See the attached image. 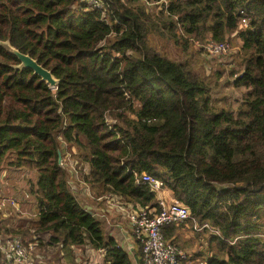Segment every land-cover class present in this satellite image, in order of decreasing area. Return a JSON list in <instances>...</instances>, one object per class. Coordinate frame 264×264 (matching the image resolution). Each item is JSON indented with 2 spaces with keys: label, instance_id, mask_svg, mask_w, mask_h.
I'll use <instances>...</instances> for the list:
<instances>
[{
  "label": "trees",
  "instance_id": "16d2710c",
  "mask_svg": "<svg viewBox=\"0 0 264 264\" xmlns=\"http://www.w3.org/2000/svg\"><path fill=\"white\" fill-rule=\"evenodd\" d=\"M151 15L135 0H111L104 12L81 0H0V42L58 80L52 90L31 70H14L18 60L0 46V175L36 176L33 213L3 206L0 234L72 257L73 247L89 246L104 251L103 264H134L141 243L131 254L85 205L115 197L157 207V192L136 180L144 172L218 230L204 264H264V0H168ZM156 32L184 51L238 40L239 71L228 70L223 84L220 67L195 72L151 44ZM222 86L243 89L236 104ZM70 160L89 203L72 190ZM178 227L163 231L174 243Z\"/></svg>",
  "mask_w": 264,
  "mask_h": 264
},
{
  "label": "built area",
  "instance_id": "2783aa9c",
  "mask_svg": "<svg viewBox=\"0 0 264 264\" xmlns=\"http://www.w3.org/2000/svg\"><path fill=\"white\" fill-rule=\"evenodd\" d=\"M111 0H81L88 9L105 11ZM126 4L133 0H117ZM149 5L150 0H135ZM161 1V0H159ZM168 0H162L161 5H166ZM245 25V23L243 22ZM204 54L216 59L227 54L229 46L227 42H216L205 40L203 43L196 42ZM136 180H141L150 185L157 192V195L164 189L162 181L147 173L142 172ZM157 207L145 208L141 206H123L122 211L126 212L130 231L134 241L141 243V253L138 261L134 264H192L189 257L191 253L181 249L167 239L164 235V228L170 225H184L192 221L193 232L208 229L218 234L208 223L199 224L190 217L189 209L174 198L170 200L157 196ZM11 205L18 209L17 203L12 197H0V208ZM36 245L33 242L25 243L18 236H3L0 234V264H37L35 258ZM104 252L103 250H100Z\"/></svg>",
  "mask_w": 264,
  "mask_h": 264
},
{
  "label": "rangeland",
  "instance_id": "374dc122",
  "mask_svg": "<svg viewBox=\"0 0 264 264\" xmlns=\"http://www.w3.org/2000/svg\"><path fill=\"white\" fill-rule=\"evenodd\" d=\"M161 4L162 0H150L149 5H145V8L150 15H157V12H159L161 9ZM150 42L158 51L166 54L168 57L174 60H188L195 72L208 75L207 73L210 74V72H213V70H217L220 67L224 70V75L218 79V81H221L222 84L228 80V70L232 69L236 72L239 71L238 63L240 42L238 40H229V49L227 54L216 59L206 56L200 48L196 47L195 43L190 44L188 49L184 51L180 46L175 45L174 41H170L167 38V35H163V33H153L150 36ZM214 77V73H211V78L213 79ZM230 91L233 92V94H230ZM242 91L243 89L234 92L231 89L222 86L220 89V94L230 97L231 102H233L234 105L236 102H234L233 99L239 96ZM65 151L68 152L66 148ZM71 151L73 152V148H71ZM65 164L64 165L70 171L71 178H75L74 169L77 168L76 164H72L71 160L70 163L66 161ZM35 177V173L27 169L7 170L3 172L0 175V196L12 197L17 204H31L32 200H30V197L28 195L26 196L25 193H30L32 185L34 184L33 181H36ZM18 181H21L23 185H20ZM9 189L11 191H9ZM86 201V203H89L88 200ZM112 201L117 202L115 197ZM104 222V228L107 232L108 227L106 221ZM126 225V222H123V226L125 228ZM176 230V233L178 232L179 234L174 240L178 247L191 253V258L189 259L191 260L192 264H204L205 259L208 256L207 239L209 237L210 231L202 230L198 231L199 233L196 234L192 230L191 222H187L184 225H179ZM186 235H191V237L186 239L184 238ZM125 248L130 251V247L126 246ZM72 249L74 257H72V255L69 253L59 250L58 247L55 249L37 248L34 256L38 262H36L37 264H103L101 256L102 254L96 249H93L89 246L73 247ZM130 253L132 254L131 251ZM196 254L199 255L193 260Z\"/></svg>",
  "mask_w": 264,
  "mask_h": 264
},
{
  "label": "crops",
  "instance_id": "0c3cea01",
  "mask_svg": "<svg viewBox=\"0 0 264 264\" xmlns=\"http://www.w3.org/2000/svg\"><path fill=\"white\" fill-rule=\"evenodd\" d=\"M73 153H75V149L73 148ZM75 178H72L73 184L76 186V190L79 193V196L85 201L87 199V196H91L90 190L87 186H85L81 179H79V175L77 176L76 173ZM17 179V178H15ZM21 185L22 182L18 181ZM35 183V180L33 181ZM23 185V184H22ZM9 191H11L9 189ZM26 196L28 195L30 197V200H32V203H26V204H17L18 211L24 214H31L34 211V197L31 193H25ZM157 196L165 197L166 199L170 200L172 198L171 193L163 189L160 194ZM105 199V200H104ZM114 197H105L101 198L100 200H97V202H92L90 205L94 212H97L99 217H101L104 221H106L108 231L107 233L120 243V245L124 247H130V251H135L136 246L134 245V240L130 231V226L128 223V218L126 215V212L122 211L121 208H124L123 205L119 204L118 202H113ZM117 200V199H116ZM157 200V197H156ZM14 222V224H13ZM123 222H126V228L123 226ZM17 223V219H12L11 224L15 225ZM110 228V230H109ZM179 234V233H178ZM191 235H186L184 238L189 239ZM101 254H103L102 251L99 250ZM139 257V255H138Z\"/></svg>",
  "mask_w": 264,
  "mask_h": 264
},
{
  "label": "water",
  "instance_id": "95a60500",
  "mask_svg": "<svg viewBox=\"0 0 264 264\" xmlns=\"http://www.w3.org/2000/svg\"><path fill=\"white\" fill-rule=\"evenodd\" d=\"M0 46L18 60V65L13 67L14 70H31L33 74L38 76L41 81H44L50 89L53 90L57 87L58 80L54 78L50 71L38 64L37 60L31 58L29 55L20 53L13 48L8 41L0 42ZM58 158L59 160L61 159L60 154ZM71 187L73 191L76 190L74 184H72ZM85 207L89 213H93V209L90 205H85Z\"/></svg>",
  "mask_w": 264,
  "mask_h": 264
}]
</instances>
